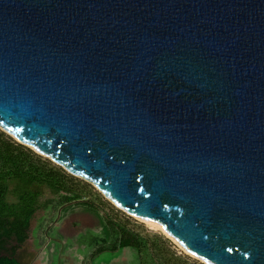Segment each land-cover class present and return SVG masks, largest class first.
<instances>
[{"label":"water","instance_id":"1","mask_svg":"<svg viewBox=\"0 0 264 264\" xmlns=\"http://www.w3.org/2000/svg\"><path fill=\"white\" fill-rule=\"evenodd\" d=\"M0 129L202 263L264 264V0H0Z\"/></svg>","mask_w":264,"mask_h":264},{"label":"trees","instance_id":"2","mask_svg":"<svg viewBox=\"0 0 264 264\" xmlns=\"http://www.w3.org/2000/svg\"><path fill=\"white\" fill-rule=\"evenodd\" d=\"M49 205L66 213L76 206L99 218L102 236L96 239L92 259L106 251L134 249L140 264H200L179 254L162 234L132 225L91 183L0 129V264H20L18 253L37 238L40 213Z\"/></svg>","mask_w":264,"mask_h":264},{"label":"rangeland","instance_id":"3","mask_svg":"<svg viewBox=\"0 0 264 264\" xmlns=\"http://www.w3.org/2000/svg\"><path fill=\"white\" fill-rule=\"evenodd\" d=\"M102 196L109 201L103 194ZM66 210L54 209L52 205H49L46 211L40 213L43 220L39 222L41 226L39 224L35 232L38 241L32 240L26 248L18 253L20 264H140L139 255L134 249L115 253L106 251L92 259L96 239L102 236L99 218L76 206L71 210L68 209L67 213ZM122 212L130 218L132 225H135L136 222L147 230L162 234L174 244L179 254L188 256L191 262L202 263L185 252L160 229ZM119 217L126 218L122 215ZM36 242L40 246H37Z\"/></svg>","mask_w":264,"mask_h":264},{"label":"bare ground","instance_id":"4","mask_svg":"<svg viewBox=\"0 0 264 264\" xmlns=\"http://www.w3.org/2000/svg\"><path fill=\"white\" fill-rule=\"evenodd\" d=\"M138 219L141 220L142 222L152 226V227L160 229L163 233L167 234V232L162 228V226H160V224H158V223H156L154 221H145V220H143L141 218H138ZM169 237H170V239H173L185 252L189 253L188 250L181 243H179L176 239L172 238L171 236H169ZM189 255H190V253H189Z\"/></svg>","mask_w":264,"mask_h":264}]
</instances>
